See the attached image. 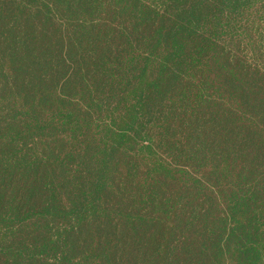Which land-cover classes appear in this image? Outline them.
Here are the masks:
<instances>
[{"label":"rangeland","instance_id":"rangeland-1","mask_svg":"<svg viewBox=\"0 0 264 264\" xmlns=\"http://www.w3.org/2000/svg\"><path fill=\"white\" fill-rule=\"evenodd\" d=\"M209 1L0 0V264H250L264 0Z\"/></svg>","mask_w":264,"mask_h":264},{"label":"trees","instance_id":"trees-1","mask_svg":"<svg viewBox=\"0 0 264 264\" xmlns=\"http://www.w3.org/2000/svg\"><path fill=\"white\" fill-rule=\"evenodd\" d=\"M215 1H217V2H215ZM215 3H217V5H213ZM221 3H223L222 0H211V1H209L206 4V6H208V7L219 6ZM134 40L136 41V44L134 45V55H132L127 60V64H126V66L128 68V72L130 70H133V69L137 70L136 69V64H137V60L138 59L143 64V68L142 69L147 71V63H148V61L145 60V53H143V50H142V47H141V38H139V36H138L137 38H134ZM110 50H111V48H110ZM194 56H195V58H201L202 54L196 53ZM161 67H162V69H166L165 64H161ZM122 68H123V66L121 65L120 69L124 73V75H126L127 72H124L122 70ZM177 69H181V68L179 66H177L174 71L178 72ZM147 72L149 73V71H147ZM137 79H143V75H142L141 78L138 76ZM139 83L143 84V81L139 82ZM160 84L161 83L159 82L158 79L146 80L145 83L139 89H137V90L133 89V90H135V93L137 95H139L140 97L146 98V97H149L151 95H154V93L157 91L158 86ZM204 85H206V84L204 83ZM188 90L191 93H194L191 89H188ZM156 113L157 112H153V111L148 112L149 119L147 120V124L146 125H151L154 122L158 121V119H156L155 116H153ZM237 119H239V117ZM256 122H257V120H256ZM140 138L143 141H145V142H151L152 135L149 132H147V134H144L143 136H140ZM136 142H139V141H136ZM139 150L141 151V145H140ZM39 182L42 183V180H39ZM30 186H33L36 189V182H32L30 184ZM45 186L48 187V186H50V184L47 182L45 184ZM53 200H55V198H51L50 202L53 201ZM244 205H242V206H244ZM64 211H66V210H63L62 212H60L58 214H55V212L48 211L45 214V217H49V216L60 217L64 213ZM72 214H74V213H72ZM72 214H70V215H72ZM46 225L47 226H51V225H48V224H46ZM53 226L57 227L56 230H55L56 232H58L59 230H62V227H61L60 224H55ZM65 228H67V227L65 226ZM258 242H260L259 241V237L252 235L249 238H243L242 232H241V228L231 227L230 228V237L227 239V243L226 244L230 245L231 243H235L236 246H237V251H238L239 255L243 259L249 260L250 264H264V261H261V255H260L261 252L264 253V240H263L262 245H259ZM253 256L255 258L254 261H253Z\"/></svg>","mask_w":264,"mask_h":264}]
</instances>
